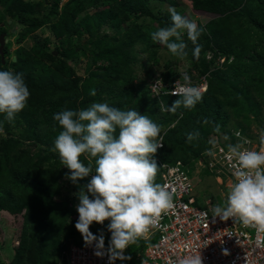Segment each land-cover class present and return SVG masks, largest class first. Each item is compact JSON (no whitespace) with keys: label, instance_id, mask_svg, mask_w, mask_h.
Returning a JSON list of instances; mask_svg holds the SVG:
<instances>
[{"label":"trees","instance_id":"trees-1","mask_svg":"<svg viewBox=\"0 0 264 264\" xmlns=\"http://www.w3.org/2000/svg\"><path fill=\"white\" fill-rule=\"evenodd\" d=\"M61 1L0 0V38L6 40L0 70L22 73L30 91L26 107L13 122L0 114V217L15 220L9 264H58L70 239L83 241L74 227L78 219L74 197L55 199L66 174L52 151L62 130L53 120L55 113L85 109L93 102L136 109L161 126L163 146L154 159L168 164L180 159L188 167L210 146V134L230 138L239 130L257 140L248 129L252 121L260 120L264 103V0H189L195 11L210 18L196 22L203 30L199 58L193 56L186 33L187 55L177 58L187 60L185 72L195 86L200 76H206L207 87L193 108L181 106L175 113L159 107V102L170 107L180 98L171 92L172 82L180 77L171 67L175 56L161 68L159 53L169 51L150 35L171 25L168 8L154 10V0ZM163 1L185 14L186 5ZM90 8L97 9L94 17ZM46 25L50 35L36 33ZM14 43L17 47L11 50ZM208 50L210 58L205 56ZM76 52L86 60L85 74L68 62ZM162 69L166 72H160L162 80L155 83L153 75ZM157 84L158 91L152 88ZM217 125L219 132L214 131ZM197 131L199 137L188 142L187 134ZM80 160L86 166L91 163L94 174V158L85 153ZM159 179L160 168L155 182ZM108 223L90 226L93 234L104 232L106 248L111 236ZM3 239L0 229V245ZM141 250H132L131 263L118 262L139 264Z\"/></svg>","mask_w":264,"mask_h":264},{"label":"clouds","instance_id":"clouds-1","mask_svg":"<svg viewBox=\"0 0 264 264\" xmlns=\"http://www.w3.org/2000/svg\"><path fill=\"white\" fill-rule=\"evenodd\" d=\"M168 12L171 25L153 31L150 34L152 41L166 47L171 55L183 58L188 47L183 39L186 33L194 46L193 56L199 58L201 46L198 40L203 30L175 7L170 6ZM206 57L210 58L211 54ZM174 81L172 95L180 98L170 107L159 102L161 112L175 113L181 106L191 109L202 99V91L197 87L200 82L195 86L187 72ZM90 95L94 96L95 92ZM29 97L22 73L0 70V114L6 121L15 120ZM53 120L62 130L53 142L52 151L69 170L66 178L75 185L79 180L91 177L74 193L79 201L75 206L78 213L75 229L86 246L94 245L95 256H108L109 264L128 259L123 255L124 250L155 227L161 215L174 207L173 191L161 185V163L167 162L154 159L157 150L163 146L161 126L136 109L121 110L107 102H93L80 110L65 109L55 113ZM0 131H3L2 124ZM214 131H220L219 125ZM199 135L198 131L188 133L187 141L191 142ZM259 143L264 145V130L259 134ZM85 153L94 158V174L93 165L86 166L80 160ZM227 153L235 179L225 193L224 201L212 209V217L222 221L231 219L264 230V151L250 150L237 143L228 144ZM196 160L193 167L197 165ZM159 168L160 179L156 183ZM203 216L208 218V213L204 212ZM106 220L109 221L107 230L111 233L107 249L104 232L93 234L90 231L94 222L103 224ZM178 264H203V258L197 252L180 259Z\"/></svg>","mask_w":264,"mask_h":264},{"label":"built area","instance_id":"built-area-1","mask_svg":"<svg viewBox=\"0 0 264 264\" xmlns=\"http://www.w3.org/2000/svg\"><path fill=\"white\" fill-rule=\"evenodd\" d=\"M197 87L201 91L205 89L206 76L200 77ZM213 137L215 141L209 139L210 146L195 164L215 167L219 162L233 177V182L232 161L227 158L228 144L241 143L247 149L264 151L259 139L252 140L239 130L225 141L220 135ZM161 167V185L173 191L174 207L163 213L157 225L142 236L147 240L157 235V240L138 254L139 264H170V261L178 264L180 259L197 252L203 264H264V230L231 219L213 218L211 199L205 200L206 207L196 205L191 196L193 187L188 168L181 160L170 165L161 163ZM231 184L227 182L228 186ZM204 212L208 213V218L203 216ZM58 264H109V261L106 254L103 257L94 255V245L86 246L84 241L75 243L70 239ZM114 264L120 263L114 261Z\"/></svg>","mask_w":264,"mask_h":264},{"label":"rangeland","instance_id":"rangeland-1","mask_svg":"<svg viewBox=\"0 0 264 264\" xmlns=\"http://www.w3.org/2000/svg\"><path fill=\"white\" fill-rule=\"evenodd\" d=\"M64 1L65 0H62L61 3H63ZM176 1L181 4L186 5L185 14L183 13V16L187 17L188 19L193 20L195 22L204 23L207 19L210 18V16L207 15L206 13L195 11L191 7V2L189 0H176ZM151 6L154 10H157L158 6L169 8L171 4L163 0H154ZM96 11L97 9H93V8L88 9V13L93 17ZM110 30L108 29L109 32ZM36 33L40 34L41 36L50 35V28L49 26L46 25L38 29ZM12 39H14V37H12ZM83 40L84 39H80V41H83ZM29 41H30L29 39L24 41L23 45L25 47H28L30 44ZM16 47H17V44L14 43L11 47V50H14ZM165 51L166 50H162L159 53V59H160L159 61L161 62L160 63L161 68H163L164 65L169 64L168 61L171 59V56H172L171 54H169L168 52L166 53ZM207 52H206L207 55L211 54L209 50ZM72 55L73 57H70L68 62L71 65H73L74 70L76 69V71H79L80 69L81 71L80 73L85 74L84 67H85L86 60L78 57L77 52L76 54H72ZM174 58H175V61H173V64L171 65V67L176 68L178 72L180 73V76L182 77V75L186 71V68L188 67V62L186 59L179 60V58H177L176 56ZM222 60L223 58H220L219 62H221ZM164 70L163 69L158 70L156 71V73H154L153 79L155 80V83H159V81L162 80L160 76V72H163ZM164 72H166V70ZM191 72L196 76V73L193 69ZM152 88L158 91L159 84H157V86H152ZM261 109L262 111L260 112V120L258 122L252 121L248 129L249 132L254 134L257 139H259V134L261 130H264V103L263 102H261ZM232 132L233 130H231V134ZM219 135H220V138H222L225 141L224 137L226 135L223 133ZM213 136H214L213 134H210L207 140L209 141L210 139L212 141L213 139V141H215V138ZM232 138H233V135H232ZM61 168L66 171V174L61 179V184H62L61 193L58 196H56L55 199L56 200H62V199L71 200L72 197H74L75 204L77 205L79 201L77 197L74 195V193H77L79 191V186L87 184L91 177L89 176V177L84 178L83 180H79L77 184L74 185L70 180L66 178V175L69 174V170L63 165L61 166ZM217 170H219V172H217ZM188 175L190 176V179L192 181V187H193L191 196L194 198L195 204L201 207L207 206L205 204L206 199H211L213 201L214 206L224 201L225 193L230 188V186L227 185V182L233 183V177L225 169H223V167L220 165L219 162L216 163L215 167H209L204 164L203 165L197 164L194 167H189ZM14 221L15 220L11 217H9L8 219L6 218L3 219L0 217V229L4 237L2 241V245H0V264H9V262L12 260L13 247L11 245H12V239H13L12 237L14 234V226H13ZM156 240H157V235H154L148 238L147 240L143 239V237H139L135 243L130 244L129 247L124 250L123 255L126 257H129L128 259H125V260L131 263L132 259L135 257L134 255H132V250L136 251L141 248L142 250H144L147 246L151 245ZM117 261L122 262V260H119V259Z\"/></svg>","mask_w":264,"mask_h":264},{"label":"water","instance_id":"water-1","mask_svg":"<svg viewBox=\"0 0 264 264\" xmlns=\"http://www.w3.org/2000/svg\"><path fill=\"white\" fill-rule=\"evenodd\" d=\"M5 41H6L5 39L0 38V57H1V61H2V63H4L3 47H4V42H5ZM56 53H57V52L54 51V54H56Z\"/></svg>","mask_w":264,"mask_h":264}]
</instances>
